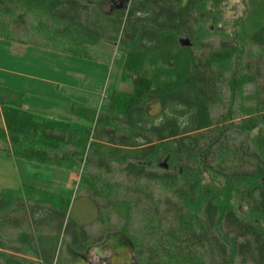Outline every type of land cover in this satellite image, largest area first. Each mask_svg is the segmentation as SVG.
Returning <instances> with one entry per match:
<instances>
[{
    "label": "trees",
    "instance_id": "trees-1",
    "mask_svg": "<svg viewBox=\"0 0 264 264\" xmlns=\"http://www.w3.org/2000/svg\"><path fill=\"white\" fill-rule=\"evenodd\" d=\"M222 1L0 0L2 39L108 64L125 55L120 79L133 89L74 106L69 122L0 85V151L80 171L100 223L127 220L135 264H264V22L208 31ZM252 5L264 14V0ZM70 203L32 185L1 191L0 264H54L60 242L86 253L84 226H64Z\"/></svg>",
    "mask_w": 264,
    "mask_h": 264
},
{
    "label": "rangeland",
    "instance_id": "rangeland-1",
    "mask_svg": "<svg viewBox=\"0 0 264 264\" xmlns=\"http://www.w3.org/2000/svg\"><path fill=\"white\" fill-rule=\"evenodd\" d=\"M253 1V2H252ZM256 0H223L218 5L214 6V9L219 13L220 18L216 22L211 21L205 24V26L210 29L206 30H217L220 34L232 35L235 32H240L243 30L240 25V21L245 23V27L250 29L255 26L258 22H264V14L250 15L251 11L253 13L252 7ZM106 9H109V4L107 2L103 3ZM208 8H212L210 3L207 5ZM213 24V25H211ZM223 36V35H222ZM205 43H212L214 46L219 44V39L217 37H212L210 40L205 41ZM1 47V46H0ZM3 48V47H2ZM3 49H0V55L2 56ZM123 54L121 51L115 50L111 61L109 62L106 69V74L103 78L97 77L93 79L92 82H88L86 79V84L92 88H97V92L90 93L87 95L88 101H101L106 100L114 90H121L129 92L132 90V83L129 81L123 82L120 80L121 70L123 68ZM78 61V60H77ZM71 70L77 71L74 66H69ZM89 74L87 68L83 67V73ZM264 84V78L261 81ZM251 88H248L246 93H249ZM225 96H228V90L225 91ZM158 105L152 104L149 108L151 113L158 111ZM214 111L213 118L221 112V110ZM81 123L88 124L87 121H80ZM93 126V124H91ZM257 130L251 132L254 135ZM30 164L36 166L35 170L39 173L30 174L28 172H22V177L25 183L41 187L42 189H47L54 192H63L65 195L70 197L71 203L68 211V217L64 222V226L67 224L68 220L75 225H83L86 232L89 234V245L86 247V253L77 254L70 253V249L67 243L60 242L57 248V258L54 264H130L133 260L132 248L127 247L125 243L127 241V236L124 233V225L127 224V220L123 217L118 216L116 213L109 214V217L104 218V214L101 211L100 214L107 222L103 225L98 219V210L91 197L92 194L80 190V184L78 182L81 180L80 171L77 172L76 178L71 180L70 178L72 171L64 170H54L51 175L48 172L50 169L47 166L36 165L33 162ZM161 170V169H160ZM118 172H112L107 175L109 179H117L119 177ZM73 182V183H72ZM238 211L244 214V209L240 206ZM133 213V217L135 213ZM104 221V222H105ZM71 225L69 230H72ZM137 224L135 222L132 225H128L129 233L135 230ZM75 228V227H74ZM66 240V239H65ZM62 243V244H61ZM84 252V250H83ZM82 252V253H83Z\"/></svg>",
    "mask_w": 264,
    "mask_h": 264
},
{
    "label": "crops",
    "instance_id": "crops-1",
    "mask_svg": "<svg viewBox=\"0 0 264 264\" xmlns=\"http://www.w3.org/2000/svg\"><path fill=\"white\" fill-rule=\"evenodd\" d=\"M0 46L3 49L0 55V85L23 93V109L46 118L69 122L75 119L71 112L74 106L97 107L101 104L102 98L97 102L88 101L87 95L98 91L86 84V79L92 82L97 77L103 78L108 63L2 38ZM124 60L123 54V63ZM69 66H74L77 71ZM83 67L88 69L89 74L83 73ZM0 127L5 128L1 115ZM34 167L22 158L0 151V192L20 190L24 185H31L25 183L22 172L39 173ZM54 170L64 169L49 170L50 175ZM70 173L74 182L76 173Z\"/></svg>",
    "mask_w": 264,
    "mask_h": 264
},
{
    "label": "flooded vegetation",
    "instance_id": "flooded-vegetation-1",
    "mask_svg": "<svg viewBox=\"0 0 264 264\" xmlns=\"http://www.w3.org/2000/svg\"><path fill=\"white\" fill-rule=\"evenodd\" d=\"M134 263V261H132L130 264Z\"/></svg>",
    "mask_w": 264,
    "mask_h": 264
},
{
    "label": "water",
    "instance_id": "water-1",
    "mask_svg": "<svg viewBox=\"0 0 264 264\" xmlns=\"http://www.w3.org/2000/svg\"><path fill=\"white\" fill-rule=\"evenodd\" d=\"M132 264H135V263H132Z\"/></svg>",
    "mask_w": 264,
    "mask_h": 264
}]
</instances>
